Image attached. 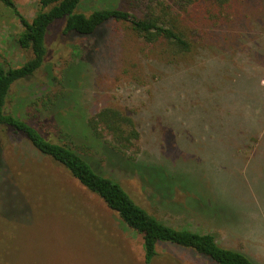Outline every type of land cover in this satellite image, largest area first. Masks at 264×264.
<instances>
[{
    "label": "rangeland",
    "instance_id": "obj_1",
    "mask_svg": "<svg viewBox=\"0 0 264 264\" xmlns=\"http://www.w3.org/2000/svg\"><path fill=\"white\" fill-rule=\"evenodd\" d=\"M13 1L28 20L34 16L38 0ZM155 2L80 0L77 10L116 6L144 16L156 11ZM238 9V28L198 31L212 56L196 50L169 65L128 22L110 21L85 36L63 34L57 21L43 65L13 85L5 111L54 141H66L60 134L78 130L76 117L101 107L131 114L141 133L136 160L166 166L181 189L156 194L116 160L105 164V174L165 224L212 233L222 246L264 264V0H240ZM21 30L0 2L6 68L31 56L16 42ZM234 30L256 39L261 55ZM0 149V264H144L141 237L63 166L8 128L0 130ZM157 251L150 264H215L170 243Z\"/></svg>",
    "mask_w": 264,
    "mask_h": 264
},
{
    "label": "trees",
    "instance_id": "obj_2",
    "mask_svg": "<svg viewBox=\"0 0 264 264\" xmlns=\"http://www.w3.org/2000/svg\"><path fill=\"white\" fill-rule=\"evenodd\" d=\"M169 1L156 0V11L141 16L116 6L95 8L86 14L77 10L80 0H38L37 10L28 20L19 12L13 0H0L22 26L16 37L17 44L31 53L17 67L6 68L0 63V130L8 128L23 135L38 152L63 166L78 183L98 196L141 237L144 264L153 262L158 255L157 246L161 243L192 249L215 264H258L247 253L219 244L212 233L165 224L137 203L119 181L105 174V164L116 160L130 165L156 194L171 196L181 189L168 177L166 166L136 160L140 152L141 133L131 114L115 107H101L88 117H76L75 123L81 125L78 130L70 132L69 129L67 133L60 134L67 137L66 141H54L34 125L5 111L13 85L32 76L43 65L48 32L57 21L64 22L63 34L70 32L85 36L92 35L110 21L128 22L144 43L158 47L154 52L168 65L174 64L178 56H190L188 59H191V54L194 55L196 50L203 52L207 49L209 55L214 54L207 38L204 47L202 38L197 40L198 31L205 32L208 27L217 30L218 25L222 31L227 25L237 27L235 23L240 0ZM232 33L240 41L245 37L252 41L255 52L261 55L259 42L250 38L247 31L234 30ZM240 48L235 46L233 50ZM238 76L233 73L232 81H237ZM259 87L254 85L257 96H260ZM61 95L63 93L56 95L55 100Z\"/></svg>",
    "mask_w": 264,
    "mask_h": 264
},
{
    "label": "crops",
    "instance_id": "obj_3",
    "mask_svg": "<svg viewBox=\"0 0 264 264\" xmlns=\"http://www.w3.org/2000/svg\"><path fill=\"white\" fill-rule=\"evenodd\" d=\"M260 96H262V95H260Z\"/></svg>",
    "mask_w": 264,
    "mask_h": 264
}]
</instances>
